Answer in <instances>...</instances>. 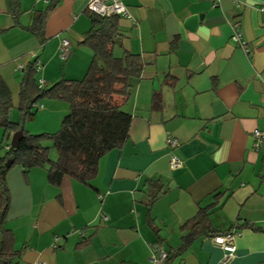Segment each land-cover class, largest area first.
Here are the masks:
<instances>
[{"label": "crops", "instance_id": "1", "mask_svg": "<svg viewBox=\"0 0 264 264\" xmlns=\"http://www.w3.org/2000/svg\"><path fill=\"white\" fill-rule=\"evenodd\" d=\"M52 1L42 46L26 28L50 0H21L20 26L11 0H0V74L15 107L29 62H41L37 79L50 87L67 67L76 74L67 72L70 79H81L93 59L80 45L90 28L88 0ZM122 1L132 18H119L114 54L132 52L146 63L123 109L133 117L129 140L100 161L91 186L69 176L53 186L47 168L28 178L20 166L9 171L14 264H152L154 243L177 250L190 231L182 226L214 203L213 229L237 233L229 264H264V154L253 136L264 133V0ZM64 39L71 44L66 62L58 57ZM155 92L159 112L151 108ZM168 137L179 141L177 150ZM172 154L182 160L176 170ZM150 180L162 188L154 202ZM213 238L200 236L173 264H220Z\"/></svg>", "mask_w": 264, "mask_h": 264}, {"label": "trees", "instance_id": "2", "mask_svg": "<svg viewBox=\"0 0 264 264\" xmlns=\"http://www.w3.org/2000/svg\"><path fill=\"white\" fill-rule=\"evenodd\" d=\"M56 4L50 0L46 10L36 11L31 25L26 28L40 40L42 46L47 42L45 27L49 12ZM11 8L16 26H20L19 18L23 13L21 0H11ZM86 14L90 19V28L80 45L88 47L93 53L86 74L81 79H62L50 87L40 88L36 68L38 59L29 62L19 75V122L12 120L15 107L13 94L0 74V128L5 132V142L0 141V264H14L19 256L14 249V234L7 228L11 205L8 174L13 167H22L26 178L34 168H47L48 181L53 186H60L66 176L91 186L98 174L100 161L111 151L121 149L129 140L133 117L123 109L131 99L133 82L141 80L146 63L140 55L132 52L126 51L122 57L114 54L116 45L122 40L118 17H100L88 10ZM44 98L67 102L69 113L56 133L32 135L26 130L25 123L37 113L34 104ZM151 108L156 112L163 109L161 92L154 93ZM19 131L24 137L20 147L12 149V137ZM46 143H51V146H46ZM51 148L58 152L55 161L50 159ZM9 160H13V165L8 169L6 163ZM148 183L157 189L151 197L154 202L162 193V188L157 180ZM215 206L214 203L200 208L182 226V231H190L183 235L181 246L169 252L165 264H173L182 257L202 235L216 237L229 233L213 229L210 213ZM148 223L158 235L150 215ZM247 227L251 226L246 224L243 228Z\"/></svg>", "mask_w": 264, "mask_h": 264}, {"label": "built area", "instance_id": "3", "mask_svg": "<svg viewBox=\"0 0 264 264\" xmlns=\"http://www.w3.org/2000/svg\"><path fill=\"white\" fill-rule=\"evenodd\" d=\"M60 1V0H58ZM93 15H97L100 17H118V18H132L131 13L129 12L128 7L123 3L122 0H88V4L86 7ZM234 40L237 42L241 41V34L239 30V24L234 27ZM59 53L61 55V59L63 61H67L69 59L71 53V44L68 40H62L59 46ZM42 64L41 62L36 63L37 71L41 70ZM39 87H44V81H38ZM34 108L39 110L42 106L39 103L34 104ZM255 138V149L264 154V133L256 130L253 133ZM167 145L170 150L175 151L179 147V141L168 137ZM10 147L8 146L7 149ZM182 166V160L178 155L172 154L170 160V167L172 170H176ZM106 220V218H104ZM237 233L236 231H231L227 234L218 235L213 238V243L221 248L223 251V258L220 264H229L232 260H234L237 256V248L235 246ZM151 262L152 264H165L166 260L169 257V252L163 248L162 245L158 243H154L151 246ZM37 264H45V263H37Z\"/></svg>", "mask_w": 264, "mask_h": 264}, {"label": "rangeland", "instance_id": "4", "mask_svg": "<svg viewBox=\"0 0 264 264\" xmlns=\"http://www.w3.org/2000/svg\"><path fill=\"white\" fill-rule=\"evenodd\" d=\"M82 47H85V46H82ZM85 48L89 49L88 47H85ZM92 56H93V53H92ZM58 57L62 62H66L61 59V55L59 51H58ZM66 70H67L66 74L62 73L61 76L59 77V81L62 79L70 80L69 77H73V76H69L67 72L70 75H76L71 72V69L68 70V67ZM83 77L84 76L82 74V78ZM39 104L43 106L44 108L40 110L36 109L37 110L36 115L26 121L25 123L26 130L28 131V133L32 135L56 133L57 131H59L61 124L63 122V119L69 113V104L65 101L54 100L50 98H44L40 100ZM20 119H21V112L18 109V107H14V111L12 113V120L15 122H19ZM3 133H4V136H3ZM2 140H5V132L2 128H0V141ZM45 145L51 146V143H46ZM57 154H58L57 150L54 148H51L50 159L55 161L57 159Z\"/></svg>", "mask_w": 264, "mask_h": 264}, {"label": "water", "instance_id": "5", "mask_svg": "<svg viewBox=\"0 0 264 264\" xmlns=\"http://www.w3.org/2000/svg\"><path fill=\"white\" fill-rule=\"evenodd\" d=\"M24 135H23V132L22 131H19L17 133H15L12 137V140H11V148L12 149H18L20 147V143H21V140L23 139ZM13 165V160H9L7 163H6V168H11Z\"/></svg>", "mask_w": 264, "mask_h": 264}]
</instances>
